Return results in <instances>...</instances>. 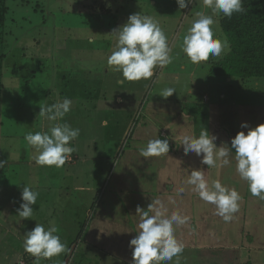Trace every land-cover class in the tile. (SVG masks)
<instances>
[{
  "label": "rangeland",
  "instance_id": "rangeland-1",
  "mask_svg": "<svg viewBox=\"0 0 264 264\" xmlns=\"http://www.w3.org/2000/svg\"><path fill=\"white\" fill-rule=\"evenodd\" d=\"M123 1L134 7L132 13L128 12L125 17L136 13L153 17L165 32L172 48L173 62L164 68H155L154 75L149 80L127 81L123 79L121 73L113 71L107 64V58L115 50L117 43L116 36L111 33L113 29L126 23V18L120 16L116 22L111 16L104 15L105 11L95 9L94 5L101 3L108 8L114 4L113 0H0V10L3 9L6 14V24L4 29H0V56H4L1 77L4 89L0 97L2 113L0 160H18L0 168V264L31 262L24 252H22L24 255H20L21 246L18 239L23 240L24 234L19 225L22 223L25 230L34 228L36 223L45 226L44 218L47 219L46 224L51 221L57 226L58 235L67 246V251L50 260L37 261L33 258L32 261L37 262L36 264H69L66 255L71 258L70 264L114 263L113 259L96 253L93 248L88 251L89 257H85L88 252L84 234L96 219L93 213L101 205L98 202L93 211V204L96 202L94 198L97 194L100 196V188L105 186L107 189L111 186L110 189H113L117 183L108 182V179L119 178L120 183L136 180V175L128 173L129 166L125 165V161L133 155L134 150L146 147L144 142L140 143L132 138V135L140 134L141 129L151 132L152 127H155L156 131L158 127H162L180 136L187 132L198 137L199 127H207L209 135L212 134L219 141L216 146L227 143L231 147V142L226 139H230L234 126L225 124L222 118L214 119V123H210L207 110L211 109V104H205V98L202 96L205 90L208 88L210 90L213 86V81L217 80L216 73L212 71V63L224 58L223 56L230 52V45L221 56H210L207 61L199 63L200 65L192 63L181 50L183 37L196 19V13L204 11L211 14V9H205L202 0H193L185 9H179L176 0ZM132 1L135 2L131 3ZM92 6L94 9L91 10ZM223 18L222 14L215 16L217 23L213 25L216 37L221 40L227 39L221 25ZM90 40L94 42L90 43ZM198 71L200 72L196 75ZM219 80H224V77ZM116 81L121 92L118 88H113ZM168 87L175 88L176 92L165 99L159 93ZM241 89L238 100L243 102V105L248 103L254 105L242 106L241 109L249 112L247 117L254 120L255 127L264 124V79H248L247 82H243ZM119 93L126 97H123V105L120 106L116 100ZM65 98L72 101V106L70 112L59 123L66 122L73 128L85 129L95 134L98 138L95 146L104 160L78 169L69 164L57 169L41 167L35 163L38 153L28 145L25 135L28 132H47L55 122L46 121L45 117L40 116V108L45 104L48 106V103L53 105L62 102ZM170 108L172 110L168 112ZM216 110L215 107V116H218L216 112H219V109ZM178 113L182 116L184 124L180 128H177L179 125L176 121L181 117L175 118ZM105 116L109 118V124L106 129H102L101 120ZM190 116L193 117L194 125L188 127ZM227 117L230 123L236 124L233 115L229 114ZM43 120L45 121L42 122ZM255 127L254 124H250V128ZM240 130L248 131L247 128L241 127ZM123 135L120 143L127 140V144H120L116 150L115 143ZM167 135L171 139L168 132ZM182 139L183 136L179 142ZM174 151L183 158L191 156V152L185 155L183 145L182 147L176 145ZM193 155L197 156L195 153ZM198 157L200 163L197 170H203L205 176L209 175L213 167L208 168L201 163L202 156ZM149 160L151 162L152 159ZM148 167L151 171L150 163ZM233 167H220L218 163V168L222 170L219 173V170L215 169V174L219 173L221 182L222 180L238 182L240 177L235 178ZM169 169L177 175L175 167ZM183 169L185 174H189L187 162L183 163ZM62 177H67V180ZM158 177L159 173L156 172L155 179ZM214 177L217 180L215 175ZM156 181L142 183L147 188L162 190L164 182ZM78 182L81 187L92 182H98V185L94 187L95 192H87L85 187L84 190L79 189ZM180 183L184 190L180 195L185 196L182 202L189 214H192L187 215L188 221L192 219L194 226L203 220L201 228L204 232L216 235L213 229L215 224L213 226V222L206 217L202 219V210H198L199 204L204 201L192 190V186L186 182ZM25 185L39 195L36 205H32L34 209L32 218L21 220L15 208L18 199L20 203L22 202L21 194ZM228 186L237 190L235 185ZM243 188V192L240 193L242 199L239 202V210L242 208L243 210L236 213L232 221L237 218L243 222V218L248 219L247 213L258 214L257 218L264 219V201L253 197L248 188ZM237 191L240 192V189ZM161 194L164 195L162 192ZM176 194H167V198H163L160 205H157L166 216H170L178 208L180 198ZM113 202L119 206V209L112 210L114 214L127 207L123 201L115 199ZM134 203H142L144 209L150 205L149 202H142L138 198ZM108 206L110 207V204ZM56 207L58 213L57 209H54ZM132 208L137 210L133 205ZM54 213H57L56 216H51ZM119 214L117 213V216ZM211 216L217 218L215 214ZM251 221L256 222L255 219ZM247 223L251 224L250 221L245 224ZM189 226V224L175 226V235L184 244L179 264H201L204 261L210 263L204 258L198 261L189 256L187 252L191 236ZM247 226L248 224L240 227V230L247 232L245 230ZM81 231L83 235L79 239ZM250 233L248 232L246 236L249 240L240 234L239 240L236 238V243L228 247L229 255L226 257L232 258L238 248L254 247V241H250V238L257 239V244L260 245L261 237L249 235ZM246 242H250L251 245ZM175 260L176 258H173L169 264H175Z\"/></svg>",
  "mask_w": 264,
  "mask_h": 264
},
{
  "label": "clouds",
  "instance_id": "clouds-1",
  "mask_svg": "<svg viewBox=\"0 0 264 264\" xmlns=\"http://www.w3.org/2000/svg\"><path fill=\"white\" fill-rule=\"evenodd\" d=\"M193 0H176L179 9H185ZM205 9H211V14L200 11L196 13L191 27L183 37L182 52L194 64L207 61L210 56L219 57L229 48L227 39L216 37L213 25L218 14L231 18L233 13L245 11L242 0H202ZM117 38L115 50L107 58L108 66L121 73L127 81L149 80L154 75V69L164 68L173 62L172 48L168 38L159 23L149 15L140 13L132 14L123 25L113 29L112 33ZM90 43L94 42L92 40ZM176 92L175 88L163 89L159 95L165 99ZM72 101L68 98L62 102L40 108L39 115L46 117L51 122L63 120L70 112ZM238 132L231 139V147L227 143L217 147L215 136H210L204 129L198 137L185 135L181 141L185 155L195 153L202 156L201 163L210 167H229L235 160V172L248 186V191L253 197L264 201V124L250 128L244 122ZM79 128H73L68 123H55L47 132H28L25 140L28 145L36 150L38 155L35 163L41 167L62 168L75 151L70 144L78 139ZM130 137V135H128ZM127 143V140H126ZM125 143V145H126ZM234 150V151H233ZM140 156L144 158L160 157L169 153L168 139H151L145 148H141ZM234 153V157H233ZM5 160H0V168H4ZM186 183L192 186L199 198L215 206V215L222 218L225 223L231 222L234 215L239 212L240 193L235 188H229L220 180L212 181L209 185L203 170L193 169ZM183 191V189H181ZM39 193L30 187L24 186L21 194V203L17 213L21 220L31 219L33 207L36 205ZM160 201L152 202L148 210L137 207L140 215L139 231L130 240L132 248L131 264H169L179 257L184 251V244L175 235V226L184 225L187 216L179 211L166 216L157 208ZM59 229L53 222L49 226L36 223L35 227L24 234L23 249L37 261L50 260L67 251V246L58 235Z\"/></svg>",
  "mask_w": 264,
  "mask_h": 264
},
{
  "label": "crops",
  "instance_id": "crops-1",
  "mask_svg": "<svg viewBox=\"0 0 264 264\" xmlns=\"http://www.w3.org/2000/svg\"><path fill=\"white\" fill-rule=\"evenodd\" d=\"M197 65H200V64H197ZM197 74L198 73H196V75ZM217 90H218L217 94H219L218 96H216L217 94H215V92L212 95L213 98H210L209 95H207V93L204 96L205 102H206L205 104L207 103L208 105L211 104V109L207 110V113L209 115L208 121L210 123H214V119L220 120L222 118L221 120L225 121V124H228L229 126H234V129H233L234 132L231 133L230 139H226V141L231 142V139L234 138L235 135L241 131L240 124H242L243 122H246L249 125V127H250V124H254V127H255L254 120H249L247 117L249 112H247V110L243 111L241 109L242 106L252 107L254 105L249 104V103L248 105H243V102H241L238 99H235L234 96L228 97V93L227 94L225 93V88L223 85H220V87L217 86ZM123 97L125 96H122L120 93L116 95V100H118L117 102L118 106L123 105V100H124ZM176 102H179V101H176ZM158 105L161 106V104H158ZM215 107L217 108V110L219 109V112H216V114L218 113V116H215V112H214ZM171 110L172 109L170 108L168 112H170ZM229 114L233 115L236 118V124H232L230 123L229 120H227L229 119L227 117ZM178 116H180L181 118L177 119L176 124L179 125V127L177 128H180V127H183L184 124L182 123V116L179 113L177 116H175V118H178ZM188 119L190 121L188 127L193 126L194 125L193 117L190 116ZM45 120L47 121L46 117H45ZM45 120H43L42 122H44ZM101 121H103L101 123V128L106 129L109 124L108 123L109 118L105 116ZM199 129H200L199 133H201L204 129L208 131L207 127H199ZM154 131H156L155 127L151 128V132L143 128L140 130V134H137L136 136L132 135V138L134 137L140 143L144 142L145 146H147L148 141L151 139H168L169 140V153L168 154L160 156V157L144 158L140 156V151L136 149L132 152L133 155L125 161V165L129 166L128 173L132 175H136L135 181L120 183L121 181L119 178H115L114 180H111L110 178L108 179V182H117L113 189H110L111 186H109L107 189L105 188V186H103L102 188H100V185L98 186L101 189V191H99L100 196H98L97 194L94 198L96 202H94L93 204V208H92L93 211L95 210L96 204L98 202H100L101 205L93 213V217L96 219L92 221V225L89 227L88 231L85 232L84 237H86V240L84 241L86 244L85 245L86 252L90 251V248H93V250H95L96 253L104 255L105 257H109V259H113L115 261L114 263H109V264H131L132 248H130L129 242L131 239H133L137 235L136 232L139 231L138 223L140 222V215L137 213V210L132 208V205L136 209L137 207H139L145 211H149L148 208L144 209V205L142 203H134L136 201V198L142 200V202L146 201L151 204L152 202L154 203L155 201L161 202L163 198H167V194L170 195V194L177 193L176 196L180 198V200L178 201V208H176V211H179L181 214L184 213L183 216H187V215L192 216V214H189L190 212L187 211V209H185L186 207L184 206L182 202L185 196L180 195L181 193L184 192V190L181 191V189H183L182 187L183 185L180 182H186L191 171L193 169L197 170V166L200 163L199 157L198 156L194 157L193 155L194 153H191L190 157L183 158L182 155H178L174 151V148L176 145L182 147L181 142H179L182 136L183 137L185 135L193 136L195 134L184 132L185 135L181 134L182 136H180V134H177L176 132L172 133L167 128H162V127H158L155 134L153 133ZM246 131L247 130H245V134H246ZM167 132L171 136V139H169ZM123 138H124V135L122 137L120 136L117 139V143H115L116 147H114L116 150H118V147L120 144L126 143L125 140H123L120 143V141ZM97 139L98 138L96 137V135L93 133H90L88 130H85V129L80 130V135L78 139L72 141L70 144L71 147H74L75 151L72 153V156L70 158L71 162L68 161L66 162V164L73 165L76 167V169H78V168H86V166L93 165L98 160L100 161L104 160L99 154L97 147L95 146ZM125 139H127V136L125 137ZM73 143H75V145H73ZM214 143L217 145L219 144V141L216 140L214 141ZM222 145L223 143L218 145L217 147H220ZM233 157H234V153H233ZM149 159H152L151 162ZM15 161H18V160H15ZM15 161L9 159V161L7 162L15 163ZM184 162H187V165L189 166V174L184 173V169H183ZM149 163L151 164V168H152L151 171L149 170V167H148ZM231 166L233 167L232 169L235 171V160L234 159L232 160ZM171 167L176 168L177 175L175 174V172L170 171L169 168ZM125 169H126V166H125ZM211 169H212L211 170L212 172H210L209 175L205 176V179L207 181L210 178V181L208 182L209 185H211L212 181L215 180L214 175L216 176L217 180L219 179L221 181V178L218 174L221 172L222 169L218 168V166L213 167ZM215 169L219 170V173L215 174ZM156 172L159 173L158 179H155ZM235 175H236L235 178L238 179L239 175L236 172H235ZM62 178H64V180H67L66 179L67 177H62ZM155 180H157L156 182H164L162 185V190L157 191L155 188L153 189L147 188L142 183L144 181L145 182H155ZM226 181L227 180H222L221 183L226 185L227 187H229L228 185L230 184L235 185L237 190L240 189L239 193L243 192L242 191V189H244L243 187L248 188L247 183L245 181H242L240 178L238 179V182H226ZM177 182H179L178 185H177ZM79 183L80 182H78L77 184V186H79V189L84 190L83 187H85L86 188L85 190L87 192H95L94 187H97L98 185V182H95V183L92 182L89 185H83L81 187ZM188 191L190 193V190ZM75 192H78V191H75ZM161 192L164 195H162ZM115 199L117 201L125 202L127 204V207L123 209L121 208L120 211L114 214L112 210L119 209V206L117 205V203L113 202V200ZM108 204H110V207L108 206ZM19 206H20V200L18 199V203L15 209L17 210ZM54 209H57V213H58V208L56 207ZM179 209H182V210H179ZM198 210H202V214H201L202 219L206 217L208 220L213 222V226L215 224L213 229L214 231H216L217 237L215 234H208V233L206 234L204 232V229L201 228L203 224V220L199 224L194 225V226H193L192 219H190V221H187V223L185 224L190 225L189 233L192 236V237L190 236V239H189L190 245H188L189 247L187 246V252L190 257H193L197 259L198 261L204 258L205 260L210 262V263H205L204 261L201 264H264V234L262 233L264 232V229H263L264 219L257 218L259 216L258 214L256 215L252 213H247L248 219L243 218V222H242V219L240 222L236 218L235 221L225 223L222 220V218L218 219V216L217 218H214L213 216H211L212 214H214V211H215L214 205L203 202L199 204ZM241 210H243V208ZM57 213H54L53 215L51 214L49 215L56 216ZM117 213H120L119 216H117ZM149 214L150 215L154 214V210L149 211ZM46 217H48V214H46ZM251 219H255L256 222H252ZM44 220H45L44 222H45V228H46L47 226H49V224L48 223L46 224L47 219L44 218ZM248 221H250L251 224L247 223L248 226L247 228H245L247 232L241 231L240 227L242 226L244 227L245 225H247L245 223ZM22 226L23 224L20 223L19 228L22 229L23 234L33 229L31 228L30 230H25ZM248 232H251L249 235H253L257 237L260 236L261 238L259 239L261 240L260 241L261 244L260 245L257 244V239L250 238V241H254V247H246L242 249L238 248L237 250H235L237 251V253L234 254L232 258L226 257L229 255L228 247L233 246V244L236 243V238L237 240H239V238L241 237L240 234L246 237L248 235ZM246 239L248 238L246 237ZM23 240L21 238L18 239V241L20 242V246H21L19 247V251H21L20 255H22L23 254L22 252H24V254L29 258V260L31 259L30 260L31 262L28 264H32V263L36 264L37 262H35L34 260L32 261L33 257H31L30 254H27L24 251ZM240 244L238 245L240 246ZM247 244L251 245L250 242ZM13 250L15 251L16 248ZM85 257L87 258L89 257V252L87 255H85ZM209 258H212L213 260H209ZM67 259H69L68 263L70 264L71 258H68V255H66V260ZM101 262H104V261H101ZM20 263L21 262H19V264Z\"/></svg>",
  "mask_w": 264,
  "mask_h": 264
},
{
  "label": "trees",
  "instance_id": "trees-1",
  "mask_svg": "<svg viewBox=\"0 0 264 264\" xmlns=\"http://www.w3.org/2000/svg\"><path fill=\"white\" fill-rule=\"evenodd\" d=\"M113 2L114 4L108 6V8H105L104 4L101 3L94 5V7L99 11H105L104 15L111 16L116 22L119 21L120 16L126 18L127 21L129 16L127 15L125 17V15L128 12L132 13L134 7H130L123 0H113ZM133 2L135 1L131 3ZM242 3L245 9L243 13H233L231 18L224 17L221 20L223 31L230 45V52H227L223 56L224 58H219L217 62L212 63V71L216 73L217 80L213 81V86L210 90H208L209 88L205 90L202 94L203 97L207 93L210 98H213L212 93L215 92L217 94V86L220 87V85H223L225 93H228V97L234 96L235 99H238L244 81L247 82L248 79H264V0H242ZM92 9H94L93 6ZM112 11L115 12L112 13ZM5 24L6 14L1 9L0 29H4ZM3 60L4 56H0V97L4 89L1 78L4 68L2 65ZM221 77H224V80H219ZM113 88H118L119 92L121 91L117 81ZM48 106H50L49 103ZM1 120L2 113L0 104V130L2 127ZM58 122L55 121V123ZM82 235L83 232L81 231L78 236L79 239Z\"/></svg>",
  "mask_w": 264,
  "mask_h": 264
}]
</instances>
